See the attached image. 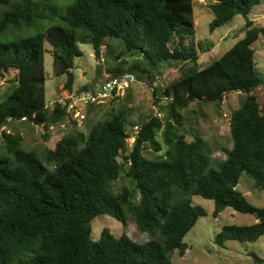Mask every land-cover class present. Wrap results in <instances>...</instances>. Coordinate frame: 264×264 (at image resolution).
<instances>
[{"label":"trees","instance_id":"16d2710c","mask_svg":"<svg viewBox=\"0 0 264 264\" xmlns=\"http://www.w3.org/2000/svg\"><path fill=\"white\" fill-rule=\"evenodd\" d=\"M62 1L0 0V38L40 21H61L36 35L0 40V77L8 83L0 102V264H172L175 251L186 255L185 237L206 216L194 197L214 202V218L227 209L255 217L253 225L224 226L215 238L219 247L264 237V208L253 206L239 190L245 173L264 191V106L258 97L264 76L253 48L264 29L249 20L262 0H206L214 14L212 32L242 15L245 37L207 67H189L165 89H153L164 120L152 116L132 125L126 111L112 110L92 127L85 121L88 134L76 127L40 156L23 148L19 133L5 130L13 122L49 128L72 119L67 105L48 107L47 45L54 74L67 76L69 90L80 44H91L100 58L106 41L117 42L120 62L108 70L113 76L126 72L128 55L136 57L128 71L152 79L150 70L159 65L198 57L197 49L184 44L195 41L193 0H75L65 9ZM176 36L180 48L171 50ZM232 93L244 95L230 118L232 147L223 149L225 160L215 162L200 134L188 141L181 133L183 111L193 103L221 107ZM146 145L156 153L151 159L144 156ZM124 173L130 186L117 191ZM102 215L122 225L120 237L104 229L99 241L92 239L91 223ZM130 219L152 239L133 241L126 232Z\"/></svg>","mask_w":264,"mask_h":264},{"label":"rangeland","instance_id":"374dc122","mask_svg":"<svg viewBox=\"0 0 264 264\" xmlns=\"http://www.w3.org/2000/svg\"><path fill=\"white\" fill-rule=\"evenodd\" d=\"M74 1L63 0L64 8L62 9H65L68 4ZM193 4L195 41L191 43V39H186L184 44L185 46L197 49L198 57L196 61H190L189 63L169 62L159 65L157 70H150L154 75V79H152L148 74L140 73L137 70L135 72L128 71L129 65H132L136 59V57L128 55L123 58L128 62L125 65L126 72L124 74L129 77L131 88L126 92L124 97L114 98L107 104L101 105V107L91 106L88 108L79 105L77 95L85 91L83 90L84 87L94 88L97 84L113 76L108 70L120 62L119 60H115V56L121 50V47L117 42L106 41V44L102 47L100 58H97L91 44H80L82 56L76 59V65L73 69L75 83L72 89L69 90L66 87L67 76L57 77L54 74L53 57L50 53L51 47L47 45L46 49L48 53L45 56V70L48 107H54L55 103L67 105L72 119H67L63 124L49 128L36 126L27 121L13 122L10 123L5 131L19 133L23 137V148L27 151H36L41 156L45 148L54 149L64 134L75 130L76 127L78 130L86 131L84 128L85 121V124L92 127L112 110L116 112L126 111L128 120L132 125L141 126L146 119L152 116L164 120L165 115L163 111L154 105L153 89L155 87L165 89L189 67H196L198 69L207 67L245 37L247 21L242 15L234 17L228 24L212 32L210 25L214 20V14L208 7L207 1L193 0ZM249 20L254 22L255 26L264 29V0L253 9ZM59 24H61L59 19L56 21H40L28 29L20 31L10 30L7 37H1L0 40L12 41L36 35L49 27ZM179 44L180 38L178 36L174 37L170 44L171 50L180 48ZM253 48L256 52L257 71L264 76V35L253 45ZM112 50L114 51L113 54ZM141 59L142 57H139V60ZM15 75V73H12L10 78ZM7 89V80L0 77V102L3 100ZM243 96L241 93L228 94L224 97L221 107L211 104H191L189 108L183 111L184 119L181 133L186 136L188 141L193 140V133L200 134L214 152L212 156L213 161L225 160L226 156L223 149L232 147L230 135L231 114L233 110L241 107L240 101ZM258 97L260 103L264 106V89L258 90ZM128 131L132 132L131 126L128 127ZM86 132L88 134V131ZM47 134L51 137L49 141L45 139V135ZM133 143V138L128 140L130 148ZM163 153L164 151L159 154ZM155 155L154 150L146 145L144 156L151 159ZM120 162H122V159H120ZM124 186H130V181L125 176V173L115 183V190L118 191ZM239 190L253 206L264 208V191L258 189L255 181L245 173L242 175ZM192 201L195 206H201L206 211V216L201 217L197 225L185 237L184 242L189 247L186 255L181 257L178 251H175L171 255L172 264H264V237H261L254 243H245L237 240L229 241L226 243L225 248H221L215 243L216 236L224 226L253 225L256 223L254 216L240 214L233 209H227L218 218H214L213 201L205 200L201 197H194ZM91 227L92 239L94 241L100 240L104 229H109L115 237H120L125 231L117 220L106 215L95 218L91 223ZM126 232L133 241L139 244L146 243L152 239L151 236L141 234L138 231L134 219H130Z\"/></svg>","mask_w":264,"mask_h":264},{"label":"built area","instance_id":"2783aa9c","mask_svg":"<svg viewBox=\"0 0 264 264\" xmlns=\"http://www.w3.org/2000/svg\"><path fill=\"white\" fill-rule=\"evenodd\" d=\"M131 88L129 77L125 74L111 76L108 80L97 84L90 90H85L77 95V102L82 107L101 106L107 104L114 98L124 97ZM139 128H135L133 139L135 140Z\"/></svg>","mask_w":264,"mask_h":264}]
</instances>
